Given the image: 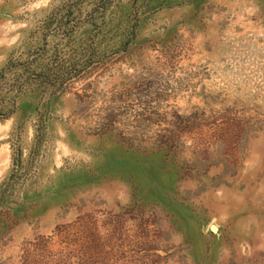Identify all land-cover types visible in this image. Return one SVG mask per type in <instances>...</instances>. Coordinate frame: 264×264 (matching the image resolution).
Instances as JSON below:
<instances>
[{
    "label": "rangeland",
    "instance_id": "obj_1",
    "mask_svg": "<svg viewBox=\"0 0 264 264\" xmlns=\"http://www.w3.org/2000/svg\"><path fill=\"white\" fill-rule=\"evenodd\" d=\"M0 264H264V0H0Z\"/></svg>",
    "mask_w": 264,
    "mask_h": 264
},
{
    "label": "water",
    "instance_id": "obj_2",
    "mask_svg": "<svg viewBox=\"0 0 264 264\" xmlns=\"http://www.w3.org/2000/svg\"><path fill=\"white\" fill-rule=\"evenodd\" d=\"M213 227H215V226H213ZM213 227H212V228H213ZM213 229H214V228H213ZM214 230H216V229H214Z\"/></svg>",
    "mask_w": 264,
    "mask_h": 264
},
{
    "label": "bare ground",
    "instance_id": "obj_3",
    "mask_svg": "<svg viewBox=\"0 0 264 264\" xmlns=\"http://www.w3.org/2000/svg\"><path fill=\"white\" fill-rule=\"evenodd\" d=\"M214 229H216L215 227H213Z\"/></svg>",
    "mask_w": 264,
    "mask_h": 264
}]
</instances>
